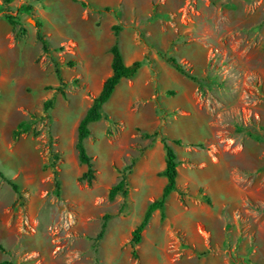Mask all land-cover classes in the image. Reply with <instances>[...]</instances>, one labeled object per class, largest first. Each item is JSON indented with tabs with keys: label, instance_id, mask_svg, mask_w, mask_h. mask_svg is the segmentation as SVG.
Here are the masks:
<instances>
[{
	"label": "rangeland",
	"instance_id": "rangeland-1",
	"mask_svg": "<svg viewBox=\"0 0 264 264\" xmlns=\"http://www.w3.org/2000/svg\"><path fill=\"white\" fill-rule=\"evenodd\" d=\"M24 4L30 11L18 10ZM4 10L22 34L14 37ZM115 38L125 62L127 44L141 65L89 125L87 185L76 128L110 72ZM0 45V264H187L177 260L184 251L192 264H264V162L243 167L248 137L264 141V0H10L0 4ZM162 138L176 153L178 189L155 240L142 233L132 246L133 224L165 181ZM131 158L127 196L109 198Z\"/></svg>",
	"mask_w": 264,
	"mask_h": 264
},
{
	"label": "trees",
	"instance_id": "trees-1",
	"mask_svg": "<svg viewBox=\"0 0 264 264\" xmlns=\"http://www.w3.org/2000/svg\"><path fill=\"white\" fill-rule=\"evenodd\" d=\"M9 2L10 0H2V3L4 5H7ZM21 9L25 11H30L31 6L24 4V5H21L20 8H18V10H21ZM4 17L12 26V30L15 31V26L18 25L17 16L8 13L7 10H4ZM34 26H35V36H36V39L40 42V47H41L42 52L48 53L49 46H48V43H47V40L44 34L41 32V28H40L41 26L37 18L34 19ZM112 29L116 36L119 26L113 25ZM23 32H24V29L19 28L18 31L14 32V37H17L19 34H22ZM109 52L111 54V60H110L111 73L103 80L99 92L96 94V96L92 98L90 105L88 106L85 113L79 120L77 124V128H76V139H75L74 147L76 149L77 159L79 163L85 165V170L78 177V181H84L86 182L87 185H91L93 179L95 178V169H94L92 157L91 155L87 153L86 148L84 146V139L90 135L89 125L90 123L98 120L101 117L102 115L101 111H102L103 104L111 96L119 80L121 78L133 77L141 65L140 60H135L128 65L123 62L121 53L117 45L116 38L114 42L112 43V45L110 46ZM159 54L175 70H177L178 72L187 76L189 79L196 82L198 86H200L202 82L204 81V77H197L193 74H190L187 70H185L183 65L180 64L172 55H165V54H162L161 52H159ZM54 72L59 82L62 83L63 80L61 78L60 70L56 62H54ZM51 101H52L51 99H46L43 102L44 107L45 108L49 107L51 104ZM25 129L26 128H24V130ZM19 132H20L19 129L14 130V136H17ZM161 142L164 148L165 161H164V167L159 173L160 175L165 177V183L162 187V190L159 196L148 203L141 220L131 230L129 241L132 246L138 244L141 241L142 231L146 227L150 219V216L154 210L156 209L160 210L161 218L164 216L163 208H164V203L166 201V198L170 194V192L177 190L176 176H177L178 161L176 158V153L173 150V148L167 143L165 138H162ZM174 142L177 144L180 143L179 140H174ZM134 160H135L134 158H131L130 163L121 170L117 182L113 184L112 186H110V188L108 189L107 196L109 198L114 197L116 194H121L122 197L127 196L128 194L127 173L131 172V168L134 163ZM52 174H53V180H54V193L58 195L59 182L56 178L55 169H53ZM6 180L8 184L11 186V188L14 190V192L19 194L17 184H15V182H13L10 179H6ZM204 200L207 203H210V200L207 196L204 197ZM106 218L107 216L102 217L101 226H100L98 233L96 234V239H100L103 236V233L106 227ZM0 250L4 251L1 244H0ZM134 254H135V251L132 250V255Z\"/></svg>",
	"mask_w": 264,
	"mask_h": 264
},
{
	"label": "crops",
	"instance_id": "crops-1",
	"mask_svg": "<svg viewBox=\"0 0 264 264\" xmlns=\"http://www.w3.org/2000/svg\"><path fill=\"white\" fill-rule=\"evenodd\" d=\"M2 3V0L0 1V4ZM10 3V2H9ZM8 3V4H9ZM6 19V18H5ZM6 22H8L7 20H6ZM7 25H9L10 27H11V29H12V26L10 25V23L8 22V24ZM119 40V39H118ZM117 40V45H118V48H119V44H118V41ZM112 45V43L108 46V50H109V48H110V46ZM128 45L126 44V50H125V47H124V50H125V52H127V54H130V61L129 62H125V60H124V58H123V55H122V53H121V51H120V48H119V51H120V53H121V56H122V59H123V62L125 63V64H130L131 62H133V61H135V60H140L139 59V54H138V49H134L133 51H131V50H128V47H127ZM7 49V48H6ZM130 49V48H129ZM3 50H5V47L4 46H2V45H0V51H3ZM110 60H111V54H110ZM100 65H101V63H100ZM177 71V70H176ZM111 73V68H110V72L105 76V77H103L102 79H101V82H100V87H99V89L96 91L97 93L99 92V90H100V88H101V85H102V82H103V80L109 75ZM195 76H197V75H195ZM197 77H199V76H197ZM121 79H129V78H121ZM120 79V80H121ZM120 80H119V82H120ZM193 81V80H192ZM119 82L116 84V86L119 84ZM128 84H131V82L130 81H128ZM195 84H197V83H195ZM115 86V88H114V90H115V92H114V94H113V97L116 99L117 97H118V95H119V91H118V87H116ZM96 93V94H97ZM112 95V94H111ZM195 97V96H194ZM110 98V97H109ZM108 98V99H109ZM174 140H179V139H176V138H174ZM180 141V140H179ZM248 146H247V148H246V150H244L245 152H246V154L244 153V157H247L249 160H250V164H246V165H243V167H245V168H247V169H254V171H255V169L256 168H259V166L258 165H262V163L264 162V141L262 140V142L260 143L259 141L257 142V141H254L251 137H248ZM181 143V142H180ZM174 150V149H173ZM177 158V157H176ZM178 161V160H177ZM163 167H164V165L160 168V171L163 169ZM177 167H178V165H177ZM177 173H178V169H177ZM164 183H165V181H164ZM164 183H163V185H164ZM176 185H177V183H176ZM163 187V186H162ZM177 189H178V185H177ZM161 190H162V188H161ZM175 191V190H174ZM161 192V191H160ZM173 192V191H172ZM171 193V192H170ZM159 196V195H158ZM152 200H154V199H150V200H148L147 201V203L144 205V207H143V211H142V215H141V217L133 224V226H132V228H131V230L134 228V226L136 225V224H138L139 223V221L141 220V218H142V216H143V214H144V212H145V209H146V207H147V205H148V203L150 202V201H152ZM165 203H166V201H165ZM165 203H164V208H163V214H164V217H165V212H164V209H165ZM150 218H155L154 220H151L150 221V219H149V221H148V223H147V225H146V227L143 229V231H142V233H143V235H145L146 233H152V237H153V239L155 240V238L159 235V233H158V231H159V229L160 228H158V226L160 225V218H161V216H160V210H158V209H156V210H154L153 212H152V214H151V216H150ZM130 230V231H131ZM175 230H178V231H180L181 233H182V231L180 230V229H175ZM142 239V238H141ZM154 240H153V242H154ZM141 242V241H140ZM139 242V243H140ZM152 242V243H153ZM138 243V244H139ZM191 244L192 245H194L192 242H191ZM164 251V250H163ZM186 251H184V252H182L183 254H182V256L181 257H178L177 258V260L179 259V258H187V257H189V259H186L187 260V264H192V262H193V259H191L192 258V255L190 254V251H187L186 253H185ZM195 258V257H194ZM196 261H198V260H196Z\"/></svg>",
	"mask_w": 264,
	"mask_h": 264
}]
</instances>
